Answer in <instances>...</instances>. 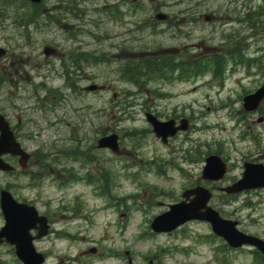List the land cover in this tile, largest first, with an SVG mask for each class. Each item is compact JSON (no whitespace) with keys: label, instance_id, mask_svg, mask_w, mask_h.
<instances>
[{"label":"rangeland","instance_id":"374dc122","mask_svg":"<svg viewBox=\"0 0 264 264\" xmlns=\"http://www.w3.org/2000/svg\"><path fill=\"white\" fill-rule=\"evenodd\" d=\"M90 1H85L86 9L80 11L77 32L65 26L56 10L43 31L28 36L29 30L16 28L1 34L4 44L0 47L8 48L16 58L0 65L5 79L0 86V102H16L27 108L33 125L45 121L44 130L37 132L31 146L40 152L36 156L43 158L45 153L47 157L45 168L33 174L39 182L0 174V188L7 186L14 198L31 203L40 214L49 216L53 232L36 245L37 251L46 253L45 264H128L124 251L129 253L130 264H147L148 260L154 264H258L247 249H227L224 242L212 237L205 223H188L173 234L152 233L149 224L178 200L182 191L197 185L206 154L219 152L227 160L228 174L216 186L239 177L242 159L261 157L264 162V101L255 115L241 106V99L254 92L264 78L258 73L248 75V67L245 70L227 58V70L220 77L195 68V75L189 72L171 74L166 81L156 79L147 91H139L141 94L134 97L135 89L118 73L123 61L141 58L138 53L142 51L186 57L187 46L195 43L191 56L208 58L207 46L224 53L238 45L236 30L246 52L253 54L264 46V16L253 18L252 24L245 23L246 16L253 11L264 14V0H141L145 5L141 14L123 13L120 17L109 15L108 9L102 12L112 1ZM160 4H166L162 12L169 18L168 27L174 24V32L147 27L139 33L136 29L143 27L141 22L148 24ZM0 12L11 15L2 9ZM204 16L211 17L210 24H205ZM189 21L194 22L188 28L192 32L188 36L194 34L190 40L185 36L187 31H182ZM177 26L182 28L178 30ZM22 44L24 49L18 48ZM44 47L57 48L56 55L45 58ZM74 58L90 60L92 68L85 69L84 74L93 77L89 81L80 75L78 81L83 83L74 87L76 95L62 87L77 81L70 73ZM60 59L69 64V74L62 69L63 77L70 76L67 83L58 77V70L55 75L47 71L48 66L58 68ZM41 80L47 87L63 88L60 91H67V98L54 105H49V99L42 101L41 95L32 92L34 83ZM18 81L22 89L16 90ZM91 85L95 90L83 91ZM27 94L31 98L26 104L21 99L16 101ZM141 103L156 108L160 118H185L193 129L180 133L164 147L149 130L143 117L146 107ZM43 108L46 120L40 116ZM146 128L150 133H128L130 129ZM110 133L117 135V154L95 148L96 140ZM186 157L193 161L187 163ZM60 163L72 168L71 178L77 177L76 181L67 179L71 174L64 175ZM213 194L211 205L222 217L237 221L240 231L264 241V190L237 196L231 203L224 202L216 189ZM90 248L97 253H87ZM0 264L19 263L7 248H2Z\"/></svg>","mask_w":264,"mask_h":264},{"label":"water","instance_id":"95a60500","mask_svg":"<svg viewBox=\"0 0 264 264\" xmlns=\"http://www.w3.org/2000/svg\"><path fill=\"white\" fill-rule=\"evenodd\" d=\"M38 3L40 0H29ZM162 19V15L156 16ZM46 55L49 54L45 50ZM3 51L0 50V56ZM93 89V87H91ZM264 97V83L253 94L243 99V108L246 111H252L259 101ZM0 117V123H1ZM146 120L152 126L153 133L163 143L168 137H172L176 131L185 130V121H181L179 127H174L173 121L158 122L150 114L146 115ZM5 133L0 138V155L9 153L13 156H19V165L25 166L27 156L19 149L18 145L10 139V135L5 123L2 122ZM97 148H109L116 152L117 137L110 135L97 141ZM11 168L0 160V170L8 171ZM225 165L216 156H209L205 159V165L202 169V179L208 181H217L223 177ZM264 187V168L260 165H245L242 178L236 183L220 189L226 194H237L245 190ZM192 196V198H190ZM183 201L169 206V210L153 219L150 228L155 233H168L177 227L192 220L209 223L212 233L222 238L232 249H238L244 245L251 246L264 255V242L252 236L245 235L236 230V222L225 220L219 217L218 213L207 206L210 199L208 190L201 187L185 191L182 194ZM0 209L5 221L3 228L0 230V243L2 238L10 245H14L15 254L23 264H41L43 258L40 254L35 253L31 245V237L28 232L39 224V233L37 238L46 233L45 220L37 216L32 207L16 203L8 192H0Z\"/></svg>","mask_w":264,"mask_h":264},{"label":"flooded vegetation","instance_id":"af4514ba","mask_svg":"<svg viewBox=\"0 0 264 264\" xmlns=\"http://www.w3.org/2000/svg\"><path fill=\"white\" fill-rule=\"evenodd\" d=\"M21 3L25 2L26 5H31L30 3L24 1V0H20ZM88 1V0H86ZM125 1L127 0H115V4L119 7H121ZM82 2L83 0H42V2L39 5H35L38 9V11H46V10H53L56 9L57 7L60 9V20L62 22L65 23V26H67V28H74L77 29V25L79 24L78 20L80 19V11L82 9ZM164 6V5H163ZM21 8H25V7H21ZM174 8V5H173ZM0 9H2V11L5 13L6 11L4 10L3 6H2V0H0ZM155 10L157 11H162V6H158L155 8ZM25 11V9L23 10ZM46 13V12H45ZM10 15L8 14V17ZM7 16H5L4 14H2L0 12V44H4V42L2 41L4 39V37L1 34H4L2 30L3 27V22L5 23V21L7 19H9ZM10 20V19H9ZM207 20H209V18H207ZM35 21H38L37 18H35V8L33 6H31L27 12V18L26 20L22 21L21 24L23 26H31V28L35 31L34 27H38L35 26ZM82 22V21H81ZM169 22V20H168ZM167 21L164 23L166 24ZM163 24V23H162ZM192 22H189L187 24V28L186 30H182V31H187L185 32V36L190 40L194 34H192L191 36H188V33H192L190 32V30L188 29L189 27L192 26ZM172 31L174 32V24L172 25ZM179 29L182 28L181 26H177ZM30 28V30L28 31V36H30L33 33V30ZM178 29V30H179ZM77 30H75L74 32H76ZM174 34V33H173ZM235 34V33H234ZM74 38V36H73ZM28 39H30V37H28ZM6 40H9V38H7ZM190 43V42H189ZM192 45V43H190V45H188V47H190ZM194 46V44H193ZM7 49V50H6ZM3 49L4 53L1 55L0 57V65H3L4 61H7L9 59H14L15 55L14 54H10L8 48ZM188 51V50H187ZM16 58V57H15ZM75 73H77V70L75 71ZM12 77H14V75H12ZM2 80L4 81V77L1 76L0 74V86L3 87L2 85ZM20 80H24V78H20ZM10 84L14 85V80L10 78L9 80ZM19 88H21L19 86V81L16 83V90H19ZM29 98H26V100ZM143 109H147V108H143ZM20 114V115H18ZM159 120H168V119H172L175 121V124L177 125V123L179 122L180 118L174 117V115H171L169 117H165V118H160V114L159 113H153ZM28 109L27 108H23V107H19L17 103L14 102H0V117L2 118L1 123H0V138L3 137L4 133H5V128L2 125V122L5 123L6 128L8 130V133L10 135V139H13L15 142H17L20 146V148L22 149V151H24L27 154V160L25 163V167L24 168H20L18 166V156H11V155H2L1 158L2 160L13 167V170L7 173H3L0 171V174H4L7 177L10 178H22L25 177L26 175L29 176V178H31L32 180L34 179V173H36L37 171L44 169L45 167V160L47 155H45L44 153V157L40 158L36 155H38L40 152H36L33 150L31 143L34 141L35 138H37V132L39 130H44V123L40 122L39 120L37 121L36 124L33 125V120L31 119V117L28 116ZM40 116L42 118H44L45 116V111H43ZM22 119H24L22 121ZM44 120V119H43ZM186 120V119H185ZM187 121V120H186ZM190 124L187 121V128L188 130L190 129ZM179 135V134H177ZM177 135L175 137H173L172 139H168V143L167 146L170 145V143L172 141H174V139L177 137ZM254 157V159L248 161V160H244V163H255L256 162V158ZM243 166V165H242ZM60 169L62 170V172L65 174L66 173V167H64L61 163L59 165ZM241 168V167H240ZM5 189L8 190L7 186H4ZM1 190V189H0ZM9 191V190H8ZM16 199V198H15ZM17 201H20L18 199H16ZM23 203H26L24 201H21ZM28 205H32L31 203L27 202ZM39 213V212H38ZM40 216H43L46 218L47 224H48V230L46 232V235L44 237H41L39 239H34L32 241V245L33 247L36 249V245L40 244V243H44L47 238H49L50 234L53 232L51 230V222H50V218L47 214L45 213H39ZM2 218V217H1ZM3 224V222H2ZM2 224L0 225V228L2 227ZM50 228V229H49ZM38 234V231L36 230H32L30 232V235L32 238H35ZM2 248H7V252L12 254L14 256L15 254V248L14 246H10L6 243H2L0 245V250ZM37 251V249H36ZM42 253L44 256L46 255L45 252H40ZM96 250H94V254H96ZM14 260L18 263V261L15 259ZM152 263L154 264V262L152 261Z\"/></svg>","mask_w":264,"mask_h":264},{"label":"trees","instance_id":"16d2710c","mask_svg":"<svg viewBox=\"0 0 264 264\" xmlns=\"http://www.w3.org/2000/svg\"><path fill=\"white\" fill-rule=\"evenodd\" d=\"M264 16L263 13L258 11H253L247 14L245 23L252 24L253 18L255 17H262ZM254 26V24H253ZM245 51V44L243 43V54ZM258 53L254 55H259L258 58L254 59L253 61H257L259 64H264V59H261L260 56H264V46H261L260 48H257ZM245 55V54H244ZM244 60V57L242 61ZM217 61V60H216ZM219 63V62H218ZM243 64L246 66H249L251 64V61L244 60ZM173 65L171 58L167 56L160 57L159 60L149 61V60H137L132 65L131 68L127 69L125 73H122L121 79L129 83L131 86L141 88L143 87V83L145 80L148 79H155L156 76H160L162 78H166L167 73H169L171 70H173ZM42 87V84H40ZM42 89L47 91L48 96L53 99L50 103V105L58 104V102H61L63 98L67 97L60 93L57 90H54L52 88H46L43 87ZM258 264L263 262L264 258L259 256L257 259H255Z\"/></svg>","mask_w":264,"mask_h":264}]
</instances>
